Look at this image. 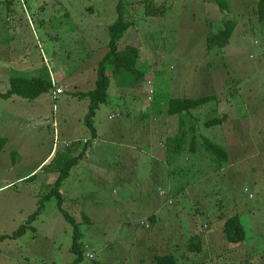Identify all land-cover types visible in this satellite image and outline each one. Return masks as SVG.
<instances>
[{"label":"rangeland","instance_id":"1","mask_svg":"<svg viewBox=\"0 0 264 264\" xmlns=\"http://www.w3.org/2000/svg\"><path fill=\"white\" fill-rule=\"evenodd\" d=\"M117 1L0 5V93L9 86L5 63L19 60L32 61L31 73L49 75L70 93L58 100L50 92L35 100L0 96V235L26 228L0 242V264H71L73 227L56 200L28 218L58 175L54 154L71 147L64 161L89 141L61 185L62 207L82 235L81 264H153L156 254H172L177 264H264V24L249 6L257 0H156L164 13L148 15L146 3L126 6L133 23L118 48H138L136 69L144 79L129 86L134 75L107 72L108 100L96 111L92 137L82 122L89 99L73 93L94 87ZM224 18L235 21L228 43L207 48ZM209 95L216 100L192 110L180 129L166 114L170 98ZM220 116L222 124L205 125ZM208 145L224 148L226 157ZM53 146L34 178L18 179ZM232 215L246 234L237 244L222 233ZM196 235L202 249L188 251Z\"/></svg>","mask_w":264,"mask_h":264},{"label":"trees","instance_id":"2","mask_svg":"<svg viewBox=\"0 0 264 264\" xmlns=\"http://www.w3.org/2000/svg\"><path fill=\"white\" fill-rule=\"evenodd\" d=\"M11 1V0H10ZM9 0L0 1V5L7 4V9H9ZM213 2H220V0H212ZM146 3L145 5V14H163L162 7L163 5H159L157 7L156 0H118L116 4L117 18L114 22L107 26L108 33V42L106 46V53L102 57V59L98 62L96 66V79L94 82V87L88 91H77L73 94L79 98H88L89 104L85 115L83 116V124L91 131L92 137L95 136L96 131L94 128L93 119L95 117L96 111L100 105L105 104L108 100V88L110 86V78L107 72H111L114 77H118L119 74L127 75L132 77L134 75V81L125 82L127 85L135 84V82L142 81L144 78L142 77L139 70L136 69L137 60L139 58V50L134 44L125 45L123 49L118 48V42L121 40L123 35L129 30L130 26H132L133 22L127 20L124 14V9L126 6H134L138 3ZM221 11L231 12V10L225 5L221 4ZM165 10V9H164ZM159 14V15H160ZM254 14L260 24H264V0H257L256 7L254 10ZM223 28L218 31V33L210 35L206 39L207 48H211L215 43L216 47H224L232 33L235 29V21L234 20H225L223 23ZM27 75V76H26ZM16 75L10 79V88L7 92L1 93L2 97H10V96H19L23 99L34 100L43 94L49 93L52 88L51 77L47 75L44 77L36 73L35 75ZM216 100L215 95H209L204 97H199L195 99L191 98H170L167 102L166 114L169 117L176 118L178 120L179 129L183 125V122L186 116L191 115V111L200 107L201 105L206 104L207 102ZM224 121V117L213 118L207 122L205 125H213V124H222ZM178 129V130H179ZM2 143V141H1ZM194 141L192 142V144ZM207 145V144H206ZM89 145L86 143L82 146L81 151L73 156L68 157L64 161H62L61 156L63 155L64 148L59 153H55L54 156L57 158V162L55 164L53 172H57L58 175L54 179L53 183L48 185L47 192L39 197L37 200V206L34 213L28 218L29 222L36 217L38 213H40L43 208L45 202L49 201L51 198H54L57 203V208L59 212L63 215L64 219L72 225V243L70 246V251L73 254V260L71 264H81L84 259V246L81 242V233L78 228V223L76 220L63 209L64 198L61 193V185L62 182L69 177L70 170L76 166L84 157L85 153ZM206 150L210 151L212 154H215L218 157H226L227 152L224 148L219 146H206ZM51 171V172H52ZM35 175L27 178L26 180H30L34 178ZM157 217L155 215H151L148 219L149 223L153 226L156 222ZM26 231L25 225H21L11 234H1L0 242L6 239H16L17 237L22 236ZM223 237L229 243H240L245 240L246 234L243 226L239 221V217L237 215H232L228 217L222 226ZM186 247L188 251H201V241L196 236H192L188 239L186 243ZM151 260L153 264H177L176 258L172 254H156L151 256Z\"/></svg>","mask_w":264,"mask_h":264},{"label":"crops","instance_id":"3","mask_svg":"<svg viewBox=\"0 0 264 264\" xmlns=\"http://www.w3.org/2000/svg\"><path fill=\"white\" fill-rule=\"evenodd\" d=\"M257 2V1H256ZM256 2H254L253 4H251V5H249V6H251L250 8H251V11L254 13V10H255V7H256ZM228 13H230V12H228ZM228 16H229V14H228ZM227 20V19H226ZM224 21H225V18L223 19V23H224ZM128 32H126L125 34H127ZM6 49H4L5 51L7 50L8 51V49L10 50V45L8 46V47H5ZM15 49H16V47H15ZM120 49V48H119ZM34 65L35 64H33V62L32 61H24V60H19V62H17V63H9V64H6L5 63V66L7 67V68H9V71H8V74H10V77H9V86L7 87V90L5 91V92H7L8 91V89L10 88V79L12 78V77H14V76H16V75H20L21 73H25V74H28V75H35L37 72H36V68H35V72L36 73H31V72H33V69H34ZM12 66H14V68H12ZM11 72L13 73V75L11 76ZM75 73L73 72L72 73V75H74ZM71 75V76H72ZM51 79H52V77H51ZM54 80V79H53ZM55 81V80H54ZM61 81H65V79H62ZM76 80H73L72 82H75ZM71 82V83H72ZM55 84H58V83H56V81L54 82ZM57 86H59V87H63L64 88V90H65V86L63 85V86H61V84H58ZM53 91H54V87L52 88V90L50 91V96L52 97V99H54V100H58L59 99V97L60 96H70V93H67L66 91H65V93H63L62 95H55L54 93H53ZM4 92V93H5ZM1 94V93H0ZM43 96V95H42ZM72 96V95H71ZM13 98L14 97H19V96H15V95H13L12 96ZM39 97H41V96H39ZM38 97V98H39ZM38 98H36V99H38ZM40 99V98H39ZM35 100V99H34ZM82 122H83V120H82ZM54 124V123H53ZM58 133L60 134V130H58ZM69 143V142H68ZM89 143H90V141H89ZM89 143H88V145H89ZM63 146H64V142H63V144H62ZM67 145V144H66ZM68 148H69V146H68ZM64 149V147H62V150ZM70 149H71V147H70ZM53 150L55 151V148H54V146H53V149H51L50 151H49V153H48V156L44 159V160H42L41 162H40V164L38 165V166H36L31 172H29L28 174H26V175H22V176H20V177H18V179H23V180H26L27 178H29V177H31V176H33V175H37V173L35 174V172H37V171H41L42 169H43V167H42V165L48 160V158L51 156V155H53ZM72 150H74L73 149V147H72ZM83 159V158H82ZM42 167V168H41ZM40 169V170H39ZM51 175V176H50ZM49 176V181L50 182H52L51 180L52 179H54V177L56 176L55 174H50ZM51 184V183H50ZM10 185V184H9ZM48 185V184H47ZM153 215H155V214H153ZM139 262H140V259H139ZM151 262H152V260H151Z\"/></svg>","mask_w":264,"mask_h":264},{"label":"built area","instance_id":"4","mask_svg":"<svg viewBox=\"0 0 264 264\" xmlns=\"http://www.w3.org/2000/svg\"><path fill=\"white\" fill-rule=\"evenodd\" d=\"M51 81H52V85H53V87H54V91H53V93H54L55 95H62V94L64 93L62 87L57 86V84L54 83L55 81L53 80V78L51 79ZM148 99L150 100L151 98L148 97Z\"/></svg>","mask_w":264,"mask_h":264}]
</instances>
